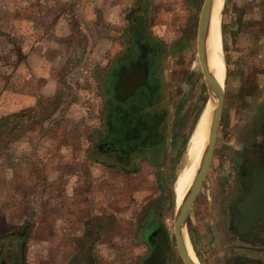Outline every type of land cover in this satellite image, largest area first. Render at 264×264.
Segmentation results:
<instances>
[{
	"label": "rangeland",
	"instance_id": "1",
	"mask_svg": "<svg viewBox=\"0 0 264 264\" xmlns=\"http://www.w3.org/2000/svg\"><path fill=\"white\" fill-rule=\"evenodd\" d=\"M222 1L218 52L225 97L212 157L185 223L197 264H231L239 258L231 255L232 249L239 254L242 244L229 228L226 195L229 187L234 193L243 148L253 145L264 127V0ZM203 2L0 0V264L40 263L35 254L40 231L37 218L28 216L33 205L26 184L6 186L2 178L8 166L46 164L51 155L62 157L61 164H71L77 174L88 159L104 164L105 171L93 168L91 178L76 180L109 200L122 188L121 178L126 183L134 178L140 206L149 198L157 203L171 263L184 264L173 230V184L190 131L213 99L198 54ZM134 18L142 20L159 50V103L165 113L161 151L167 163L158 175L147 169L143 156L136 164L132 159L135 167L129 161L126 176L117 175L119 159L103 157L96 145L104 132L101 79L127 45ZM134 168V176L128 174ZM94 174L102 175L105 185L92 181ZM144 220L155 227L158 217ZM29 249H34L31 257Z\"/></svg>",
	"mask_w": 264,
	"mask_h": 264
},
{
	"label": "crops",
	"instance_id": "2",
	"mask_svg": "<svg viewBox=\"0 0 264 264\" xmlns=\"http://www.w3.org/2000/svg\"><path fill=\"white\" fill-rule=\"evenodd\" d=\"M85 8L87 9V6ZM50 88L52 87L48 86L46 90ZM7 119L4 118L3 121L6 122ZM162 144L163 141L156 148L144 149L140 154L146 157L147 169L151 172L155 171L153 173L157 175L159 169L164 172L163 165L167 163V158L161 151ZM62 160L63 158L59 155L56 158L51 155L47 159V165L28 162L23 163L17 169L14 166H8L5 178H2L6 186L12 187L15 183L26 184L25 192L33 205L28 216L37 218L38 235L40 231L39 239L36 241L38 252L35 253L36 258H39V264H136V259L138 262L140 257L146 254L147 248L140 233L145 222L143 218L148 217H158L155 228L161 229L167 239L161 225L162 217L159 215L157 203L152 202L153 198H149L143 206H140V200L138 201L134 193L140 190V185L135 182L131 184L134 178L127 179L129 183H126V178L120 177L123 180L122 188L120 186L116 195L109 200L102 194L89 192L87 190L89 184L76 180L77 178H91L93 168L105 171L104 164L94 161L91 163L88 159L79 164L81 171L77 174V170H74L71 164L66 162L61 164ZM139 161L140 159L137 162ZM137 162L135 161V164ZM130 164H133L131 167H135L134 162ZM118 166L115 167L116 174L126 176L125 170L130 169L128 168L130 165ZM15 169L19 171V179H17L18 171L13 173ZM10 170L13 174L9 172ZM134 170L135 168L128 174L134 176ZM50 175L53 176L52 180L48 179ZM93 177H96V180L92 181L105 185L102 175L95 176L94 174ZM114 181L110 180V182ZM157 181H160L159 178ZM152 185L156 191V185L154 183ZM114 186L107 187L113 188ZM228 191L230 194L232 188L229 187ZM24 212L25 209L22 213ZM141 213L143 217L140 216ZM167 242L170 247L168 239ZM241 244L242 251L239 254L231 250L233 257L239 256L236 261L233 260L234 264H245L252 256L247 244L243 241ZM228 245L225 244V247ZM29 250H32L31 257L34 249ZM40 250L44 251L46 256H43ZM50 251L52 252L51 258L48 254Z\"/></svg>",
	"mask_w": 264,
	"mask_h": 264
},
{
	"label": "flooded vegetation",
	"instance_id": "3",
	"mask_svg": "<svg viewBox=\"0 0 264 264\" xmlns=\"http://www.w3.org/2000/svg\"><path fill=\"white\" fill-rule=\"evenodd\" d=\"M127 40L101 79L104 132L96 144L103 157L119 159L118 165H128L142 150L156 148L163 141L165 118L159 103L158 46L140 18L133 19ZM253 143L242 150L234 193L226 195V214L237 240L258 253L245 264H264V127ZM154 228L144 222L140 235L147 249L138 264H172L167 239L161 229Z\"/></svg>",
	"mask_w": 264,
	"mask_h": 264
},
{
	"label": "bare ground",
	"instance_id": "4",
	"mask_svg": "<svg viewBox=\"0 0 264 264\" xmlns=\"http://www.w3.org/2000/svg\"><path fill=\"white\" fill-rule=\"evenodd\" d=\"M223 8L224 6L222 0L213 1L206 34V56L210 71L214 74V77L216 78L220 86L224 89V63L218 52L220 43L222 42L219 20L222 17ZM212 95L213 99L205 104L187 139L186 150L183 153L180 170L175 176L173 184L174 190L176 192V206H178L182 196L190 187L194 177L198 172L201 159L205 153L206 141L212 124L215 108L214 91L212 92ZM181 225L183 226V221H181ZM183 232L186 247L188 249L190 257L192 258L194 263L197 264V259L193 255L186 236L185 229L183 230Z\"/></svg>",
	"mask_w": 264,
	"mask_h": 264
},
{
	"label": "water",
	"instance_id": "5",
	"mask_svg": "<svg viewBox=\"0 0 264 264\" xmlns=\"http://www.w3.org/2000/svg\"><path fill=\"white\" fill-rule=\"evenodd\" d=\"M213 1L214 0H204L203 2L200 12L199 23H198V37H197L199 58L208 85L210 86V90L211 92L214 91V95H215V108H214L213 120L206 141L205 153L201 159L198 172L194 177L190 187L182 196L180 203L178 204V206H176L174 210V219H173V230L175 234V240L184 264H195L192 258L190 257V254L186 247L183 230L186 223L187 213L189 211V208L192 204L194 197L198 192L199 186L201 184L202 179L204 178V175L210 163V159L212 157V152L218 134L221 112L225 97V90L220 86V84L214 77V74L210 71L206 56V34L210 20ZM181 221H183V226L181 225Z\"/></svg>",
	"mask_w": 264,
	"mask_h": 264
}]
</instances>
